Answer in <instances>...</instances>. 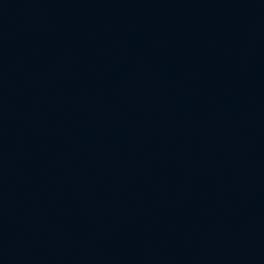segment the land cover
<instances>
[{"label":"water","instance_id":"water-1","mask_svg":"<svg viewBox=\"0 0 264 264\" xmlns=\"http://www.w3.org/2000/svg\"><path fill=\"white\" fill-rule=\"evenodd\" d=\"M0 264H264V0H0Z\"/></svg>","mask_w":264,"mask_h":264}]
</instances>
